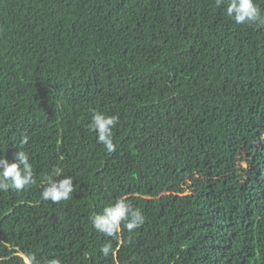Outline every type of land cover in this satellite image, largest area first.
I'll return each instance as SVG.
<instances>
[{
  "label": "trees",
  "instance_id": "16d2710c",
  "mask_svg": "<svg viewBox=\"0 0 264 264\" xmlns=\"http://www.w3.org/2000/svg\"><path fill=\"white\" fill-rule=\"evenodd\" d=\"M18 150L35 183L0 191V264H264V24L216 0H0V158ZM118 197L144 223L109 237L92 217Z\"/></svg>",
  "mask_w": 264,
  "mask_h": 264
},
{
  "label": "clouds",
  "instance_id": "9594fccd",
  "mask_svg": "<svg viewBox=\"0 0 264 264\" xmlns=\"http://www.w3.org/2000/svg\"><path fill=\"white\" fill-rule=\"evenodd\" d=\"M217 5L226 4V14L237 24L260 23L264 24L260 9L254 0H216ZM118 122V118L106 115L100 111H92L91 122L88 125L90 130L96 133L98 142L111 153L116 150L113 142V129ZM27 143L25 136L21 144ZM249 166L241 169L248 170ZM54 174L60 176V171L54 170ZM245 180V179H244ZM35 183L33 175V165L25 151L18 150L15 154L14 162H9L7 158H0V191L7 192L15 190L23 191L26 187ZM73 178L65 176L62 179L47 178V185L43 188L41 198L53 203L67 200L73 192ZM122 222L129 232L140 227L144 223V216L139 209L133 208L127 203L126 197H118L115 203L106 206L102 213L92 217V223L96 230L112 237L120 231ZM112 251L111 245L106 244L101 248L103 255L107 256ZM30 264L34 257L29 258ZM47 264H61L58 258H53Z\"/></svg>",
  "mask_w": 264,
  "mask_h": 264
},
{
  "label": "rangeland",
  "instance_id": "374dc122",
  "mask_svg": "<svg viewBox=\"0 0 264 264\" xmlns=\"http://www.w3.org/2000/svg\"><path fill=\"white\" fill-rule=\"evenodd\" d=\"M249 161H250L249 158L245 157V159L242 160V161L239 163V167H240V169H244V168L248 167V166H249ZM187 194H189L188 191H187ZM26 261H28V260H26Z\"/></svg>",
  "mask_w": 264,
  "mask_h": 264
}]
</instances>
